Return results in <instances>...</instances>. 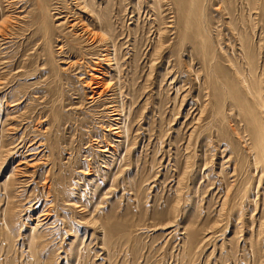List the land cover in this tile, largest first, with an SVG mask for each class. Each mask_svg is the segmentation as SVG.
<instances>
[{
    "label": "rangeland",
    "instance_id": "374dc122",
    "mask_svg": "<svg viewBox=\"0 0 264 264\" xmlns=\"http://www.w3.org/2000/svg\"><path fill=\"white\" fill-rule=\"evenodd\" d=\"M89 1L111 24L118 62L110 88L93 98L88 81L100 75L96 63L106 66L104 47L74 45L53 19L46 39L34 0L21 2L22 12L0 0V20L23 17L14 15L18 37L0 44V264H264V185L252 166L246 179L238 169L241 156L250 160L237 137H246V123L231 101L228 118L214 115L202 50L193 37L180 40L175 3ZM206 14L226 66L242 53L239 33L261 43L262 15L249 0H209ZM251 53L264 73V44ZM225 65L222 78L231 75ZM5 94L18 105L7 106ZM120 125L122 137L111 130ZM30 151L44 163L12 178L9 158L16 165Z\"/></svg>",
    "mask_w": 264,
    "mask_h": 264
},
{
    "label": "bare ground",
    "instance_id": "6f19581e",
    "mask_svg": "<svg viewBox=\"0 0 264 264\" xmlns=\"http://www.w3.org/2000/svg\"><path fill=\"white\" fill-rule=\"evenodd\" d=\"M6 1L8 3V7L13 9L14 12H22L23 10L20 9L22 7L21 2L28 3L30 0H6ZM34 1L38 10V14L37 15L34 14V16L37 20V23L38 21L41 22L42 32L45 34L44 36L46 37V39L47 38L51 39L49 38V35L51 33V28H49L48 26V20L53 19V24L57 27L58 30L61 29L60 32H64L66 29H70V33H72V38L74 40L73 42L74 45L77 44L79 46H82L81 44L85 40L87 44H92V45L96 44L98 46L104 47L103 51L105 53L103 54L102 62L103 61L106 62V66L103 67V65H101V62L96 63L95 66L97 67L94 66L93 70L96 71L98 70L97 73H100V75L96 73H92L90 74V80L88 81V86L91 88L93 92L92 98L95 95L97 96L103 95L108 90V88H110V81L108 82L107 79L109 70H111L113 67L114 68L118 67V62H116L117 60L115 57L116 52L115 54L112 55L111 49L109 48L111 44L114 43L112 32L110 29L111 24L109 23V21L107 24H104L107 21L105 20V18L103 21V18L100 17V15L103 17L104 12H99V13L95 12L92 9L93 7L92 3L89 0H74L73 10L71 9L72 7L66 5L67 1L63 2L64 0H55V2H52L53 0H34ZM208 1L209 0H173V2L177 7L178 16H179L178 19L179 37L180 40H185L187 38L193 37L194 40L195 39L197 40V44L202 50V60L204 66L208 71V75L206 77L207 84L208 85L210 84L209 85L210 93L208 92L207 93L209 94L211 99L215 98L218 103V105L215 107L213 104H211L213 108L212 110L216 109V111H214V115L216 117L220 116V118L222 117L224 119L225 116L226 118H228L229 114L227 113V104L229 101H231L233 102L234 107L237 110V113L240 115V117L242 116L243 120L245 121L246 127L244 129V133H247V135L245 137L242 136L241 134L239 135L238 133L237 137L240 141H242V143L246 142V145L244 146H246V148L249 150L248 152L250 155L249 156L250 160H246L241 156L238 163V169L240 171L239 172L240 175L244 177L247 170L246 167L252 166L253 171L256 172L254 175L255 177L254 182L257 181L259 187L261 184L264 185V73L259 72V65H257L256 57L251 53V50H254L257 44L260 47L264 44V0H261V2L259 0H249L251 5V10L253 9L257 13L259 14L261 13L262 15V19L260 18L261 21L259 22L261 23V25L259 26V29L257 28L258 30H261L260 39H259L261 43L254 41V39L252 40V42L246 43L241 38L239 33L238 36L239 39L241 40L242 53L240 54V57L238 59L235 58L236 60L231 56H227L228 58L227 60L230 64L228 65L229 67L223 64L224 62L220 57V53L218 51L219 49L217 50V48L215 47V44L208 31L207 22H206V17H207L206 4L208 3ZM52 6L54 7L51 8ZM52 11L55 12L52 13ZM94 14L96 15V17H94ZM14 15L20 16V14H14L11 11V14H8L7 16H5L0 20L1 45L7 43L9 38L18 37L17 33L15 34L13 30L14 29L17 30L20 20L17 19L16 16ZM89 16L92 17L90 18V20H93L94 17L96 18L95 20H97L98 22V23L95 22L96 23L95 29L94 27H91L89 23L90 21L88 19ZM20 18L23 17L20 16ZM56 22H58V24ZM104 26L105 28L103 29ZM63 35L65 36V33ZM59 48H62V46H60ZM67 63L69 66H73L75 65L76 61L75 62L69 61ZM220 65L222 66L225 65L227 68L231 70V75L229 77L228 76H224L225 78L221 77V75L219 74ZM1 84H4V81H1L0 79V89L2 88ZM7 94L3 96L4 100H7L5 101L6 105L10 107L16 104L18 105L19 97L14 95L15 99H13V101L12 100L10 101L9 99H7L10 94L9 95ZM117 113L119 114V112ZM16 116L7 115L6 119L15 120L18 117L24 119L26 117V113L23 112V114L20 113ZM117 123L119 122H116V124ZM8 129L16 130V126L9 125L6 131H8ZM111 130L114 131L115 134L121 135V137L123 134L126 135V133L128 132V128L126 127V125L125 126L120 125L114 127L111 126ZM40 144L42 145V143ZM13 149H16V147H14ZM4 151L1 149L0 155H2ZM11 151L8 150L9 155L13 153V151L12 152ZM106 151H108L106 148L102 150V152H106ZM27 155L28 156L24 157L23 159H20L16 165H14V162L11 161L13 158L11 160L9 158L10 163L8 164L11 167L13 166L12 167L13 170L10 172V176H12V178L13 177L15 178L16 175L20 176L19 179H21V176H28V168L34 167L39 163H41L42 161V159L40 158L38 159V155H39L38 151H30ZM54 166L55 164L51 166L52 168L50 169V172L46 174V176H48L53 171ZM244 178L246 179L247 177ZM6 181H8V178ZM10 183H12V181ZM45 184H46L45 188L47 189V193L49 194L50 192H52V188H51L52 183L50 184V182L47 181ZM248 184L253 188L255 187V185H253L252 180ZM8 186L9 185H7V187ZM5 190L9 191V189L8 190L5 189ZM53 190H55L54 187ZM9 192L12 191L10 190ZM248 192L249 189H246L244 191V194L242 193V195L245 196L246 194H248ZM55 198H56L54 200L55 205H57L56 203L58 197ZM230 198L231 195H229V192H227L224 197V201H222L221 210L225 208L226 203L229 202ZM10 200L11 199H9V203L11 202ZM11 206H13V204ZM52 207L53 204H49L48 208L47 207H46L47 209L45 208L46 210L45 213H43V215L50 216L52 214L51 212ZM12 209H9V212L11 213V218H13V216H16V214H14L15 212L13 213ZM9 223H11L10 225H13L12 219H10Z\"/></svg>",
    "mask_w": 264,
    "mask_h": 264
}]
</instances>
